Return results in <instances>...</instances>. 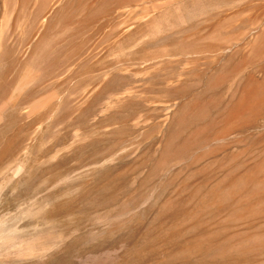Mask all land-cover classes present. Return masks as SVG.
Instances as JSON below:
<instances>
[{
	"label": "rangeland",
	"instance_id": "rangeland-1",
	"mask_svg": "<svg viewBox=\"0 0 264 264\" xmlns=\"http://www.w3.org/2000/svg\"><path fill=\"white\" fill-rule=\"evenodd\" d=\"M0 264H264V0H0Z\"/></svg>",
	"mask_w": 264,
	"mask_h": 264
}]
</instances>
